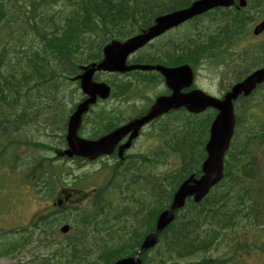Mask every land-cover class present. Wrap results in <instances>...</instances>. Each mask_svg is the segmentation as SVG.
<instances>
[{
    "label": "trees",
    "instance_id": "1",
    "mask_svg": "<svg viewBox=\"0 0 264 264\" xmlns=\"http://www.w3.org/2000/svg\"><path fill=\"white\" fill-rule=\"evenodd\" d=\"M194 1L0 0V179L4 170L14 174L22 166L23 146L31 148L35 144L61 155L62 149L35 143L22 134L34 131L37 140L38 131L66 130L76 105L71 79L80 64L99 62L107 43L139 34L168 8H186ZM249 3L252 9L256 8L254 16H264V2ZM253 15L246 9L230 12L226 19L219 20L218 31H223L221 36L226 37V43L235 39L230 36L234 31L239 35L249 32L248 25L257 20ZM222 46L216 45V49ZM212 52L215 53L208 41L203 46L189 42L188 47H182L183 57L179 61L195 67ZM249 53L255 56V51ZM257 62V66L264 64L252 58L246 60V64ZM68 92L71 94L67 98ZM121 93L127 96V91ZM254 96L236 105V131L226 154L224 180L202 202L188 200L162 232L157 246L142 255V264H249L252 257L264 264V241L256 237L264 235V181L256 180V174L261 172L257 152L262 150L264 155V123L250 119L256 116V110H264V98L255 103L258 99L254 101ZM212 112L200 116L185 112L189 118H176L178 124L169 127L175 149L168 150V155L175 154L181 166L176 172L170 170L155 177L144 194L135 190L133 198L128 197V204L121 206L110 202L111 187L107 185L98 191L105 194H95L89 208L62 207L53 214L41 215L30 225L0 229V237L6 238L0 257L15 259L12 264H115L133 257L145 238L155 232L159 215L170 205L180 183L192 174L200 177L209 129L216 114ZM117 120H99L98 130L105 129L104 134L111 132ZM166 160L171 159L164 157L163 162ZM54 162H30L33 166L23 169L27 173L23 172V180L38 189L37 193L43 182L52 184L46 196L55 195L65 168ZM154 163L134 165L127 170L133 176L146 172L145 167L153 172L159 166ZM118 173L116 169L112 185L116 184ZM36 180L39 184L35 185ZM132 201L139 207L134 214ZM60 220L70 222L73 228L65 236L66 241L57 240L55 235ZM250 232L255 239L249 237ZM13 235L16 238L8 239ZM34 243L35 248L27 253ZM213 250L220 252L212 256Z\"/></svg>",
    "mask_w": 264,
    "mask_h": 264
},
{
    "label": "water",
    "instance_id": "2",
    "mask_svg": "<svg viewBox=\"0 0 264 264\" xmlns=\"http://www.w3.org/2000/svg\"><path fill=\"white\" fill-rule=\"evenodd\" d=\"M233 4L234 0H199L195 1L187 9L159 17L156 19V25L147 32L135 36L124 43L114 41L106 46L104 49V60L99 64H94L91 68H85L84 74L77 77V79L81 80L83 92L89 98L78 106L69 121L66 138L68 149L64 152V155L70 158L96 159L102 155L111 154L115 146L124 137L131 134L130 140L125 146L128 148L131 141L138 136L139 131L145 124L167 114L173 109L186 108L192 114H200L208 108L216 109L219 112L210 127V138L206 145L207 159L202 166V176L199 179L191 176L179 187L171 207L159 216L156 231L147 236L133 257L124 258L115 264H141L140 255L156 245L161 233L173 222L175 213L184 207L186 200L193 197L196 203L201 202L210 190L223 180L225 173L224 159L226 152L230 149L236 126L233 101L243 93L249 95L257 84L264 81V69L255 72L244 82L234 86L232 91L224 99L220 100L201 90L189 93L182 92L184 88H189L193 83V71L189 66L176 69L157 68L166 77L168 86L173 90L172 96L159 98L146 116L134 120L98 141H87L78 137L82 117L88 112L89 107L97 102L98 98L105 99L110 95V88L103 83L94 82L93 77L99 71L125 73L135 69H152L151 67H129L127 66V59L131 54L168 29L204 14L213 8L228 7ZM245 5V1H241V6ZM262 31H264V22L255 28L254 33L259 34ZM69 230L70 227L68 225L61 228L63 233H68Z\"/></svg>",
    "mask_w": 264,
    "mask_h": 264
},
{
    "label": "rangeland",
    "instance_id": "3",
    "mask_svg": "<svg viewBox=\"0 0 264 264\" xmlns=\"http://www.w3.org/2000/svg\"><path fill=\"white\" fill-rule=\"evenodd\" d=\"M190 30L182 32V34H187ZM232 69L229 70H219V68H215L213 65H206L201 70V73L198 77V84L205 90V91H211L212 93H215L216 95L221 91V89H224L228 86V83L231 81V78L234 77L236 73H231ZM105 78H109V76H105ZM221 78H223V82H221ZM72 90L75 92L76 100L80 97V90L79 87L76 85H72ZM157 91L150 92L149 96L152 98H155L154 95L158 93ZM71 93L68 92L67 98ZM264 88L257 93L254 96V100L258 99L255 103H259L264 97ZM149 97V98H150ZM65 98V100L67 99ZM35 103V101L33 102ZM32 103V104H33ZM264 105V104H263ZM183 120L187 119V114L185 112H180ZM256 116H251L250 119H253L254 121H259L261 123H264V110H256L254 113ZM189 118V117H188ZM192 119V118H190ZM194 120V119H193ZM249 122H252L249 120ZM65 134V131H59V130H51L46 129L44 133L41 131H38V137L37 140H35V132H27V134H22L24 137H28V140H32L35 143H46L49 144L51 147L59 148V149H65L63 145V139L62 135ZM92 134V128H89L84 132L85 136ZM35 145V144H34ZM33 147L27 148L23 146L24 151L21 152L23 154V159L20 162V165L22 164L19 169L15 171V173H11L8 170H4L3 177L0 179V229H7L12 230L14 227L20 225H30L34 220L36 221L41 215L43 214H53V204L60 198L61 192H75L77 194V197L74 199V202L68 203L69 207H89L90 201L85 200L84 197L81 198L80 195V188L83 186L85 191L83 194H91L90 196H93V191L95 189H98L101 185L108 183L111 179L112 173L109 172H102L105 169H109L112 166H109V164L103 165V162L98 163H87L82 164L81 161H78L77 159H65L64 156H61L59 153L55 151H45L41 149L40 147ZM136 147L135 150L132 152H138L139 150ZM258 159H259V166L261 167V172L259 174H256V180L264 181V155L262 150H259L257 152ZM45 159H53L55 164L62 165L65 170L62 173L61 177H63L61 181V188L62 190H59V193L47 197L46 195L49 194V187H52V184H41V191L37 193L38 189L34 190V187L32 184H28L23 180L22 177H24L23 172H25V168L32 167V163L30 162H37ZM20 161V160H19ZM38 167V166H37ZM176 165H166L160 167L156 172L165 174L169 172L170 170L176 169ZM39 171L41 168H37ZM58 172V171H57ZM26 173V172H25ZM57 174V173H56ZM22 175V177L20 176ZM28 181V179L26 178ZM39 184V181H35ZM80 188H78V186ZM105 186V185H104ZM264 186V183H263ZM40 190V188H39ZM120 200H123L124 198L122 196H119ZM132 211L131 213L134 214V212L139 208L138 206H135L134 202L132 201ZM138 207V208H137ZM57 209V208H56ZM264 212V208H263ZM64 220H60V223L56 224L55 228V235L57 236V240H67L65 239V236L62 235L59 232L60 226L64 224ZM71 224L70 222H68ZM263 225H264V219H263ZM264 229V227H262ZM264 232V230H263ZM17 236V234H14ZM9 236L8 239L16 238L15 236ZM251 236V239H257L259 241H264V235L262 238H259L258 235L256 237L254 236L253 232L249 233V237ZM6 238L0 237V248L2 247V244H5ZM35 248V243L30 245V247L27 249V253L30 254V250H33ZM220 251L213 250L210 254L212 256H215ZM26 253V252H25ZM28 256V254H27ZM259 258L252 257L250 258L249 264H262ZM264 261V259H262ZM16 263L15 259L8 258V257H0V264H12Z\"/></svg>",
    "mask_w": 264,
    "mask_h": 264
},
{
    "label": "flooded vegetation",
    "instance_id": "4",
    "mask_svg": "<svg viewBox=\"0 0 264 264\" xmlns=\"http://www.w3.org/2000/svg\"><path fill=\"white\" fill-rule=\"evenodd\" d=\"M181 27L182 26L178 28H173L167 31L165 34L155 38L145 48L139 50L137 53L132 55L128 60V64H149L163 66L167 68H175L181 66L182 63L180 64L179 60L183 57L182 47L189 46V43H187V41H184L182 34L178 32V29ZM235 34V39L230 44L232 46L230 51L234 52L240 50V52H238L235 56L233 55L232 58L237 57L239 61H241L242 59L247 60L252 58V60L256 59L257 61L264 62V33L259 36H241L237 35L236 32ZM223 38L225 41H227L225 36ZM222 42L223 41L221 39L212 38V50L215 52L213 54L214 57L217 53H219L216 49V45H220L222 44ZM224 48L225 47L222 46L219 50L222 51L224 50ZM251 51H255V56L252 53H249ZM246 60L243 62V66L245 67L240 70L241 73L250 70L252 67H255L250 72L252 73L253 71L261 69L264 66V64L262 66H257L258 62L256 64L250 63V66V64H246ZM81 73L82 72H79L77 75ZM115 76L116 78L114 79V87L116 90V94L114 95V98L106 101L100 100L98 103V107H101L103 109H109L111 106L117 109L120 108L122 111L117 112V116H119L120 118L116 121V123L120 125L125 124L128 121L129 117H131L135 113L137 108H143L145 106V103L148 102V99L140 97L141 94L139 93H141L142 90L150 92L159 90L158 93L154 95V100H156L160 96H170L172 94V91L166 85V81L163 75L155 70L149 72L133 71L131 73L126 74H115ZM125 81L127 85L123 84L125 83ZM193 88L202 87L198 84L194 85ZM123 91H127L126 97H124L121 93ZM183 91L188 92L190 90L187 89ZM228 91L229 90L226 91L224 89H221L217 96L222 97ZM172 113L175 112L172 111L168 115ZM127 141L128 136L118 144L115 154L110 157H104L103 159L107 161H112L116 164L129 163L130 165H134L137 162L139 164L144 163L150 165L153 162H158L162 159V156H160L161 153L159 155L155 154V151L157 149H164L162 146L163 141L161 137L157 136L155 141L149 140L147 142V146L143 147L139 152L134 153V156L129 155V152L134 150L132 144V147L124 151L121 157L119 155L120 148L125 145ZM170 142L173 143L172 138H170ZM151 150H154L153 156L150 153ZM114 158L117 159L115 160ZM143 182H145V178L139 175L136 184L140 188L147 189L148 186L144 184L141 185V183Z\"/></svg>",
    "mask_w": 264,
    "mask_h": 264
},
{
    "label": "bare ground",
    "instance_id": "5",
    "mask_svg": "<svg viewBox=\"0 0 264 264\" xmlns=\"http://www.w3.org/2000/svg\"><path fill=\"white\" fill-rule=\"evenodd\" d=\"M70 117H71V116H70ZM69 120H70V118H69ZM68 122H69V121H68ZM160 215H161V214H160ZM160 215H159V216H160ZM158 218H159V217H158ZM165 230H166V229H165ZM165 230H164V231H165ZM155 231H156V230H155ZM161 234H162V233H161ZM158 242H159V239H158L156 245H155L153 248H151L150 250L154 249V248L157 246ZM150 250H147V251H150ZM145 252H146V251H145ZM145 252H143V253L140 255L139 260H140L141 264H142V259H141V258H142V255H143ZM129 258H130V257H129Z\"/></svg>",
    "mask_w": 264,
    "mask_h": 264
}]
</instances>
